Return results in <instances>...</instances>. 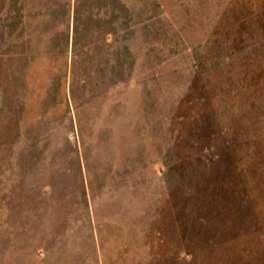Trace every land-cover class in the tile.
Returning <instances> with one entry per match:
<instances>
[{"label":"rangeland","instance_id":"rangeland-1","mask_svg":"<svg viewBox=\"0 0 264 264\" xmlns=\"http://www.w3.org/2000/svg\"><path fill=\"white\" fill-rule=\"evenodd\" d=\"M80 1L0 0V264H264V0Z\"/></svg>","mask_w":264,"mask_h":264},{"label":"trees","instance_id":"trees-1","mask_svg":"<svg viewBox=\"0 0 264 264\" xmlns=\"http://www.w3.org/2000/svg\"><path fill=\"white\" fill-rule=\"evenodd\" d=\"M80 4H81L80 0H74L73 19L75 23L79 22L80 18H82V11L80 8L81 7ZM78 45L79 43L77 41V31L74 30L72 37V56L75 58V61L73 60V69H74V64H76V59L77 62L80 64V57L84 54L83 49L79 48L83 46H78Z\"/></svg>","mask_w":264,"mask_h":264}]
</instances>
